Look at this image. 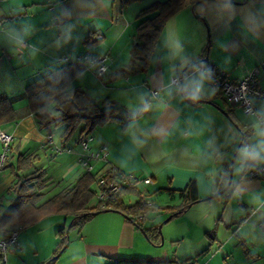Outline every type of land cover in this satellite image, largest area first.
Segmentation results:
<instances>
[{"label": "crops", "instance_id": "1", "mask_svg": "<svg viewBox=\"0 0 264 264\" xmlns=\"http://www.w3.org/2000/svg\"><path fill=\"white\" fill-rule=\"evenodd\" d=\"M143 2H0V93H23L27 83L61 65L64 55L71 61L85 53L106 56L103 78L84 69L72 84L84 89L102 109L114 102L131 118L126 127L116 121L95 126L91 148L105 145L108 155L94 162L93 172L101 175L113 167L138 180L151 177L150 183L137 186L148 202L160 206L180 203L176 194L161 189L177 191L195 180L201 199L163 222L162 240L159 236L149 241L120 212L101 211L82 226L69 228L66 246L53 263L182 264L195 259L197 264H264V174L249 175L264 160L248 159L244 170L233 175L227 191L202 200L226 183L225 168L236 156L241 138L236 124L218 107L230 109L237 122L250 128L247 142L240 147L252 149L264 142L254 128L264 124L256 115L230 105L200 69L204 62L212 64L230 80L256 69L264 90V0H200L193 8L181 9L166 22L147 69L135 64L125 74L121 70L128 67L137 43V14ZM205 56L206 61L192 66ZM252 103L264 118V99L252 97ZM14 107L16 119L1 127L19 139L16 153L37 155L35 164L44 158L50 161L48 168H39L53 184L59 178L72 182L82 171L80 135L74 145L70 140L63 142L62 133L56 138L52 124L40 128L39 116L48 108L53 112L51 105L32 113L22 98ZM48 132L52 141L47 139ZM55 146L63 150L56 153ZM167 216L162 210L152 211L143 227L157 226ZM68 221L64 216V225ZM56 230L52 254L59 242Z\"/></svg>", "mask_w": 264, "mask_h": 264}, {"label": "trees", "instance_id": "2", "mask_svg": "<svg viewBox=\"0 0 264 264\" xmlns=\"http://www.w3.org/2000/svg\"><path fill=\"white\" fill-rule=\"evenodd\" d=\"M141 1L144 0H122V4ZM199 1L152 0L142 7L137 14L138 23L135 32L137 43L131 49L128 67L121 72L126 74L135 68V64H139V69L146 70L166 22L181 9L191 7ZM84 69L81 63L70 60L27 83L21 94L8 96L0 93V126L16 119L14 104L25 98L28 109L32 113H37L40 109L51 105L54 113L48 116L44 114L39 116L38 124L40 128H46L50 124L55 126L64 124L65 129L60 136L63 142L69 140L72 132L80 123H83L80 137L91 134L96 125L108 121H116L121 123L122 127H126L131 118L130 114L121 110L114 102H110L106 109H102L84 89L72 84L74 78ZM227 113L236 124L239 134L243 135L240 136V145L246 143L251 132L250 128H244L242 123L237 122L230 109H227ZM27 153H18L16 156V168H12L15 178L8 188L12 198L7 207L2 212L0 211V236L6 238L9 237L11 230L19 231L26 226H32L49 215L62 214L68 217L71 219V228L82 226L93 216L95 211L106 209L120 212L130 218L138 227L143 228L149 241H152L158 239L160 233L158 225L143 227V222L150 212L162 210L168 215L176 211L181 213L189 203L199 199L195 180L189 181L183 189L177 191L168 188L161 189L170 195L176 194L180 199L178 205L160 206L148 202L145 195L141 196L143 193L138 186H121L118 191H110L106 188L107 197L98 199L99 177L110 181L115 175L123 173V171L111 167L101 175L96 174L93 170L86 171L82 168V171L72 182L65 183L52 196L42 200L45 196L44 190L54 184L46 177L44 169L30 170L33 166L30 163L32 155ZM229 167L228 163L225 168L226 181ZM23 170L28 173H21ZM128 194L136 196V199L127 203L124 196ZM93 199H95V204H92ZM101 204H104V207H101ZM67 226H61L55 232L59 236V242L54 254L65 243ZM0 264H5V260H2L1 249ZM114 264H144V262L117 260Z\"/></svg>", "mask_w": 264, "mask_h": 264}, {"label": "built area", "instance_id": "3", "mask_svg": "<svg viewBox=\"0 0 264 264\" xmlns=\"http://www.w3.org/2000/svg\"><path fill=\"white\" fill-rule=\"evenodd\" d=\"M3 0H0V2ZM62 61H70L67 55L61 57ZM106 56L96 55L91 53H85L76 57L75 61L81 63L85 69L89 70L98 78H103L107 72L108 66L105 62ZM203 72L208 78L209 82L213 87L223 95L226 101L233 106H238L243 110L246 115H256L257 119L261 124H264V118L256 113V110L252 103V97H258L264 99V90L259 87L258 80L256 78L257 70H253L249 74L243 76L240 79L230 80L226 77V74L219 70L212 64H204L201 66ZM172 81L177 83V77H173ZM155 95V92H154ZM12 133L6 131L0 126V143L2 146V151L0 152V169L2 168L7 152L9 150L10 144L12 142ZM47 139L52 141V133L48 132ZM93 141L92 134L82 135L78 144L81 149L80 156L78 158L79 166L86 171H92L94 169L95 161H104L107 159L108 149L105 145H101L98 149H92L91 144ZM55 152L59 153L63 149L59 146L54 147ZM264 174V163L259 166L254 167L249 171L250 176H257ZM147 184L151 182V177L147 176L138 180L131 173L123 172L120 175H115V177L107 181L104 177H99L98 180V192L97 198L104 199L107 197L108 188L110 191H118L121 186H137V183ZM105 187V188H104ZM143 196V194H141ZM104 207V204H101ZM17 230H11L9 232V237L0 236V249L2 251V260H6V251L9 248V244L17 245ZM182 264H197L195 259H188Z\"/></svg>", "mask_w": 264, "mask_h": 264}, {"label": "rangeland", "instance_id": "4", "mask_svg": "<svg viewBox=\"0 0 264 264\" xmlns=\"http://www.w3.org/2000/svg\"><path fill=\"white\" fill-rule=\"evenodd\" d=\"M151 1L152 0H144L142 5L145 6ZM200 64H201L200 62L194 63L192 66L196 67ZM50 110L51 109L48 108V110H46L44 115L48 116L54 113L51 112ZM82 126L83 123H80L79 126L74 129V131L72 132L69 138V140L74 145L80 135V130ZM64 129H65L64 124H59L57 126L53 125L52 131L54 133V136L57 138L59 136V133H62ZM21 131L26 132L27 129ZM40 133H43L44 135V133H46V129H43ZM18 141L19 139H17V137H13L9 150L7 152V156H6L7 160H5L3 167L0 169V211L1 212L7 207V205L10 202V199L12 198V194L9 193L8 188L11 186L15 178L12 172V168H16V161H17L16 150L19 144ZM24 142H25V137L22 139V143ZM238 145H239V141L236 145V149L238 148ZM245 148H246L245 146L240 147L237 150V154L233 159L232 170L234 176L237 174L238 171L241 172L245 168L246 161L248 160L243 155V150ZM1 151H2V146L0 143V152ZM40 153L41 152H38L37 154L40 155ZM36 160H37V155L36 156L33 155L30 158V163L33 165L30 170H33L34 168H39L40 165L43 167L47 165V168L49 167L48 163L50 161H48L46 158H44L39 164L38 163L35 164ZM21 173H28V171L23 170ZM63 185H65V182H63L61 178L57 179V183H55L54 185H50L48 189L44 190L45 196L42 200L52 196ZM135 199L136 196L134 197V195H130L129 197L124 196V200L127 203L133 202ZM92 204H95V199L92 200ZM63 219H64V215L62 214L51 215L48 216V218L42 219L41 222H39L35 226L33 225L26 226L20 229L18 231V236H17V242H18L17 245L10 243L9 248L5 252L6 253L5 264H17V262L20 264H54V263H47L60 250L59 249L55 254H52L54 250L53 249L54 231L57 228L61 226H67L70 223V221H68L67 224L64 225Z\"/></svg>", "mask_w": 264, "mask_h": 264}, {"label": "water", "instance_id": "5", "mask_svg": "<svg viewBox=\"0 0 264 264\" xmlns=\"http://www.w3.org/2000/svg\"><path fill=\"white\" fill-rule=\"evenodd\" d=\"M194 6V5H193ZM193 6H191V8H193ZM207 60V56H205L204 58H202V59H199V60H197L195 63H199V62H203V61H206ZM185 71V69L182 71V74H183V72ZM189 100V102H193V100H196V99H188ZM207 102H209V103H211L210 101H207ZM218 107V106H217ZM223 113H224V115H226L227 117H229L228 116V113L223 109V108H221V107H218ZM241 136H243L242 134H241ZM240 144H241V140L239 141V145H238V148L236 149V151L239 149V147H240ZM233 159H234V156L232 157V159H231V161H230V167H229V171H228V179H227V181H226V183L224 184V186L221 188V189H219L218 191H216L215 193H213V194H211L210 196H208V197H205V198H202V200H205V199H210V198H212V197H214V196H218V195H220V194H222V193H224L225 191H227L228 189H229V187H230V185H231V183H232V177H233V170H232V162H233ZM199 200H201V199H198V200H196V201H194V202H197V201H199ZM194 202H192V203H194ZM192 203H189L188 204V206H190ZM187 206V207H188ZM101 211H106V209L105 210H99V211H95L94 213H93V215H95V214H97V213H99V212H101ZM180 211H176V212H174V213H172V214H169L163 221H161L159 224H158V231H159V233H160V237H161V240H162V232H161V226H162V224H163V222H165V221H167V220H169L173 215H176V214H178ZM70 224H71V222L68 224V226H67V228H66V230H65V235H66V238H65V244L61 247V249L47 262V263H53V261L55 260V259H57L58 257H59V255L62 253V251L64 250V248H65V246H66V243H67V237H68V231H69V228H70ZM139 229L142 231V233L146 236V234H145V231L143 230V228H141V227H139ZM146 238L148 239V237L146 236ZM149 240V239H148Z\"/></svg>", "mask_w": 264, "mask_h": 264}, {"label": "clouds", "instance_id": "6", "mask_svg": "<svg viewBox=\"0 0 264 264\" xmlns=\"http://www.w3.org/2000/svg\"><path fill=\"white\" fill-rule=\"evenodd\" d=\"M254 128L256 129L258 135L264 136V128H261L259 124L254 125ZM243 155L246 159H250L253 161L264 160V142H261L252 149L245 148L243 150Z\"/></svg>", "mask_w": 264, "mask_h": 264}]
</instances>
